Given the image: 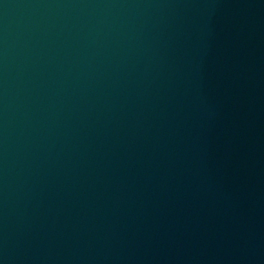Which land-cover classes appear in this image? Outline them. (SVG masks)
<instances>
[{
    "label": "water",
    "instance_id": "obj_1",
    "mask_svg": "<svg viewBox=\"0 0 264 264\" xmlns=\"http://www.w3.org/2000/svg\"><path fill=\"white\" fill-rule=\"evenodd\" d=\"M0 264H264V0H0Z\"/></svg>",
    "mask_w": 264,
    "mask_h": 264
}]
</instances>
